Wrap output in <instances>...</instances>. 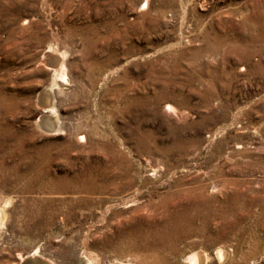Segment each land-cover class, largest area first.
<instances>
[{
  "label": "rangeland",
  "instance_id": "374dc122",
  "mask_svg": "<svg viewBox=\"0 0 264 264\" xmlns=\"http://www.w3.org/2000/svg\"><path fill=\"white\" fill-rule=\"evenodd\" d=\"M0 210V264H264V0H0Z\"/></svg>",
  "mask_w": 264,
  "mask_h": 264
},
{
  "label": "bare ground",
  "instance_id": "6f19581e",
  "mask_svg": "<svg viewBox=\"0 0 264 264\" xmlns=\"http://www.w3.org/2000/svg\"><path fill=\"white\" fill-rule=\"evenodd\" d=\"M50 57H52V56H50ZM54 59V58H53ZM54 60H56V59H54ZM50 61V60H49ZM48 61V62H49ZM53 64V63H52ZM55 65H58V64H56V62L54 63ZM53 64V66H55ZM63 64H60L59 66H55L56 67V69H54V73H56L55 74V76H58V77H60V78H63L64 77V75H63V66H62ZM53 77H54V75H53ZM60 80V79H59ZM47 101V100H46ZM51 103V102H50ZM44 105H47V103L46 104H44ZM48 108V107H47ZM49 109V108H48ZM47 112V111H46ZM49 112H52L53 113V109H52V107H50V109H49ZM39 120V119H38ZM39 121H41V126L42 127H45L46 129H49V128H55V124H54V121L53 120H51V119H49V117L47 116L46 118H43V117H41L40 118V120ZM53 129H51V130H53ZM4 216V215H3ZM4 219V218H3ZM2 220V210H0V221ZM218 252V251H217ZM34 256V255H33ZM220 256V255H219ZM222 257V256H221ZM31 258H32V256H31ZM36 258V257H35ZM193 258V257H192ZM25 259V258H24ZM23 261H25V260H23ZM187 261V260H186ZM200 262V261H199ZM24 263V262H23ZM30 264V263H29ZM32 264H35V263H32ZM189 264H198V261L195 259V258H193V259H191V261H190V263Z\"/></svg>",
  "mask_w": 264,
  "mask_h": 264
},
{
  "label": "water",
  "instance_id": "95a60500",
  "mask_svg": "<svg viewBox=\"0 0 264 264\" xmlns=\"http://www.w3.org/2000/svg\"><path fill=\"white\" fill-rule=\"evenodd\" d=\"M25 263L27 264H32V263H35V264H51L50 262L48 261H45V260H40V259H30V260H27Z\"/></svg>",
  "mask_w": 264,
  "mask_h": 264
}]
</instances>
